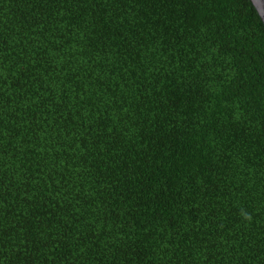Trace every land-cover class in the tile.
I'll return each mask as SVG.
<instances>
[{
  "label": "trees",
  "instance_id": "16d2710c",
  "mask_svg": "<svg viewBox=\"0 0 264 264\" xmlns=\"http://www.w3.org/2000/svg\"><path fill=\"white\" fill-rule=\"evenodd\" d=\"M0 264H264L248 0H0Z\"/></svg>",
  "mask_w": 264,
  "mask_h": 264
},
{
  "label": "water",
  "instance_id": "95a60500",
  "mask_svg": "<svg viewBox=\"0 0 264 264\" xmlns=\"http://www.w3.org/2000/svg\"><path fill=\"white\" fill-rule=\"evenodd\" d=\"M264 27V0H248Z\"/></svg>",
  "mask_w": 264,
  "mask_h": 264
}]
</instances>
